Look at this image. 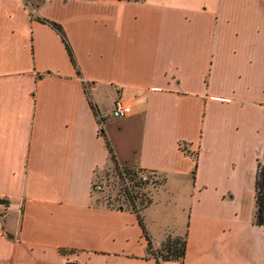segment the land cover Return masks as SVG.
<instances>
[{
	"label": "crops",
	"instance_id": "crops-1",
	"mask_svg": "<svg viewBox=\"0 0 264 264\" xmlns=\"http://www.w3.org/2000/svg\"><path fill=\"white\" fill-rule=\"evenodd\" d=\"M112 153L179 207L99 201ZM260 164L264 0H0V264H264Z\"/></svg>",
	"mask_w": 264,
	"mask_h": 264
},
{
	"label": "rangeland",
	"instance_id": "rangeland-1",
	"mask_svg": "<svg viewBox=\"0 0 264 264\" xmlns=\"http://www.w3.org/2000/svg\"><path fill=\"white\" fill-rule=\"evenodd\" d=\"M149 178L147 183L134 186L131 180L122 178L118 174L112 162L110 165L95 172L94 182L100 184V187L94 188V196L99 201L110 205H122L123 207H134L136 209L146 201L153 199L152 204L144 210L148 218H151L154 213L163 211L166 202L170 208L179 207L180 202L175 203L172 197L176 196L177 192L173 193V195L171 192L167 193L166 191L157 193L163 188L165 180L163 175L156 173ZM183 195L182 191L178 193L180 198ZM184 214L182 212L183 217ZM180 235L182 236V234Z\"/></svg>",
	"mask_w": 264,
	"mask_h": 264
},
{
	"label": "trees",
	"instance_id": "trees-1",
	"mask_svg": "<svg viewBox=\"0 0 264 264\" xmlns=\"http://www.w3.org/2000/svg\"><path fill=\"white\" fill-rule=\"evenodd\" d=\"M43 19L51 23L61 33L63 38L66 39L62 26L59 23L53 20H48L46 18ZM69 52L71 56H73L70 48H69ZM111 158L113 160L114 167L116 168L118 174L122 178H128V180H131L132 185L135 186V185L145 184L149 181L150 178L141 179L137 177L138 170H140L139 168L136 169L125 165L122 166L119 165L118 162H116L115 160L114 153L111 154ZM255 205H256V209H255L256 222L264 223V164H260L257 169ZM139 220L144 229V225L142 223V219L140 215H139ZM185 246H186L185 235L181 236V235L168 234L162 242L163 248L158 249L155 255L157 263L162 264V261L166 259H181L185 252Z\"/></svg>",
	"mask_w": 264,
	"mask_h": 264
},
{
	"label": "built area",
	"instance_id": "built-area-1",
	"mask_svg": "<svg viewBox=\"0 0 264 264\" xmlns=\"http://www.w3.org/2000/svg\"><path fill=\"white\" fill-rule=\"evenodd\" d=\"M131 106V102L127 98L117 97L114 101L113 107L111 109V115L114 117H123L127 114ZM156 174L154 170L140 169L138 170L137 177L141 179H147L150 176ZM94 188L100 187V184L94 182ZM4 198H0V206L6 208L8 206L7 202L3 200Z\"/></svg>",
	"mask_w": 264,
	"mask_h": 264
}]
</instances>
